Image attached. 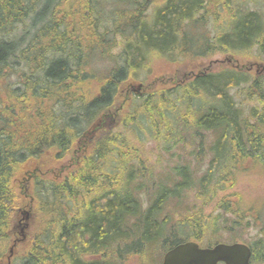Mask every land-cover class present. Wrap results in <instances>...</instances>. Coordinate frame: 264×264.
<instances>
[{
	"label": "trees",
	"instance_id": "16d2710c",
	"mask_svg": "<svg viewBox=\"0 0 264 264\" xmlns=\"http://www.w3.org/2000/svg\"><path fill=\"white\" fill-rule=\"evenodd\" d=\"M85 1L71 6V0H0V76L5 71L24 74L17 99L9 95L13 106L0 112L4 122L11 119L6 129H0V240H14L12 220L20 217L18 208L26 204L14 184L20 163L27 160L45 174L56 169L60 174L80 150L74 158L78 167L63 180L34 181L38 195L31 213L36 221L41 219L40 225L37 232L28 233L30 241L16 243L10 264H126L133 242L146 243L149 251L164 240V249L193 237L209 244L221 240L213 238L218 229L229 227L239 229L231 232L230 240L249 243L253 263L264 264V209L241 210V195L236 201L219 198L217 206L223 211L212 215L204 216L201 207L196 208L198 200L205 205L219 191L232 188L234 169H246V161L264 171V75L208 71L172 86L175 70L156 74L147 89L128 99L117 118L114 115L116 128L98 127L93 132L99 116L120 108L127 98L121 99L125 84L148 69L149 59L165 58L197 69L217 51L256 56L257 50L264 55V13L253 9L259 0H108L112 8L118 4L123 8L106 18ZM115 47L120 48L117 54L112 53ZM97 57L109 58L115 66L105 74L95 71L91 62ZM244 102L250 103V112ZM56 104L68 111L58 116ZM47 117L52 131L46 129L44 136L19 133L23 119ZM121 125L123 131L118 130ZM139 126L163 141L167 151L180 146L185 132L191 140L202 141L205 130L214 131L208 169L199 175L201 160L196 170L191 159L177 163L170 172L173 181L164 178L153 196L150 188L157 175L148 171L141 147L127 139L126 133ZM116 162L119 167L111 168ZM45 185L56 189L44 191ZM189 191H195L194 200L183 206ZM41 192L48 195L40 198ZM141 192L149 199L146 208ZM229 214L236 216L231 225ZM258 222L263 229L246 236ZM89 253L97 257L85 259ZM8 254L4 246L0 264H9ZM132 254L143 264L158 263L144 249Z\"/></svg>",
	"mask_w": 264,
	"mask_h": 264
},
{
	"label": "rangeland",
	"instance_id": "374dc122",
	"mask_svg": "<svg viewBox=\"0 0 264 264\" xmlns=\"http://www.w3.org/2000/svg\"><path fill=\"white\" fill-rule=\"evenodd\" d=\"M76 0H71V6L72 4L75 2ZM110 3L107 0V4ZM84 4H88L90 5V7H95V9H100L105 13V17L107 16V13L109 14H114V12L117 10V12H119V10H122L123 7H121L119 4L118 6H116L115 8H112L113 5H106L105 0H100L98 3H92L91 0L85 1ZM95 4V5H94ZM70 6V8H71ZM65 9H68V5L65 6ZM253 9L258 10L259 12L264 13V0H259L256 4L253 5ZM152 10V9H151ZM226 17L228 18L229 15L226 14ZM118 20H120V15ZM20 31V29L18 30ZM16 35V33H15ZM10 37L13 36V34L9 35ZM198 38H200L198 36ZM253 46V45H252ZM251 46V47H252ZM257 46V45H256ZM250 48V47H248ZM119 47H115L112 50V53L117 54L119 51ZM53 53H56L55 51H53ZM96 54H100V50L97 48ZM224 54H213L211 56V59H223ZM255 55L257 57H261L262 59H259L260 61H264V55H260L259 52L256 50ZM260 55V56H259ZM89 60V59H87ZM188 59H185V63H187ZM88 64V63H87ZM86 64V65H87ZM147 67L148 69L144 68L143 70H141L138 74V76H136V79L134 78H129L130 80H136V81H150V79L153 77V75L157 74V77L160 75L159 73L161 72H169L171 70H174L178 67H180L181 65H178L179 63H170L167 60L160 58V59H149L147 62ZM46 66L45 60H43L42 62V67ZM91 66L94 67L95 71H101L102 74H105L107 71H109L111 69V67L113 68L115 66V63L113 61H111L109 58H92V62H91ZM20 75H24V74H17L15 72H3V75L0 76V112L2 110H4L6 107L8 106H13L14 100L12 99V97L17 99V92H16V88L18 85H20L21 83V76ZM56 86V84L52 85ZM10 90H12V92H10ZM22 90L19 92L21 93ZM12 93V94H11ZM11 94L12 97H9V95ZM17 96V97H16ZM9 97V98H8ZM4 98H8V99H4ZM20 98V97H19ZM54 104V100L52 99V104ZM250 107V103L244 102L243 103V108L250 112L252 109L249 108ZM55 109L57 111V114L59 116V114H63L65 111H68V107H64L62 104H56L55 105ZM68 115V114H67ZM4 118L5 115L0 113V129L2 127V129H6L7 125L5 123H9L11 122V119H8L7 122H4ZM3 119V121H2ZM50 120L51 117H47L42 121H39L37 119H35L34 121H29V119H23L22 120V126L19 128V133H29L31 136L33 137H38V136H44V133H47L46 129L49 131H52V128L49 126L50 124ZM83 124V123H82ZM143 127L139 126V128L137 129V131H134L133 133H129V131L126 133L127 135V139L133 143H135L138 147H141V158L145 161L146 163V167L148 168V171L151 172L153 175H157V182L154 183L152 185V187L150 188V193L155 196L156 193L154 192L158 183H165V180L167 182H172L173 178L171 179L170 176H172V174L170 172H174L173 167L175 165H177V163H186L187 160L191 159V165L192 168L196 170L197 168V161L201 160L202 161V165L200 167V170L198 172L199 175L204 174L205 169H208L209 167V160L211 159V157L213 156L214 153L209 152V144L212 143L214 140L213 138H208L207 140H205V149H203V154L201 158H197L196 157V153H199L200 148L198 147L200 140H196V141H192L190 139V134L189 132H185V140L183 142H181L178 147L172 148L171 150H164V148L162 147L163 141H158L156 139H154V137L152 136L151 133H149L148 131H144L142 132ZM119 131H123L124 127L123 125L118 127ZM208 134V132H205ZM79 134H84V131L79 133ZM80 139V138H79ZM19 141H21V138L18 137L17 138V143L19 144ZM168 143L173 142L172 139H167ZM207 149V150H206ZM194 151V155L195 157L191 156V152ZM208 151V152H207ZM80 154V150L77 151L76 153L73 154L74 158H76L77 156H79ZM68 156V155H67ZM29 161L24 160L20 163V167L23 168H27ZM246 169H240L237 170L236 168L234 169V177H236V181L235 184L232 188L230 189H225V190H221L218 192V196L211 201L210 203H206L205 205L202 204V202L200 200L197 201L198 203V207H201V211L203 212L204 216H208V215H212L213 213H217L219 211H223L220 209L219 206H217V202L219 200V198L221 197H227L232 201H236L237 200V196L236 195H241L243 197V201H242V207L241 210H246V211H250L251 209L253 210L254 208L258 209H264V171L261 170L260 167H253L252 162L251 161H246L245 163ZM116 167L118 168V163H114V165H111V168ZM152 170V171H151ZM21 172V171H20ZM19 172V173H20ZM175 174V173H174ZM135 176V172L132 173V177ZM173 177V176H172ZM165 178V180H164ZM174 187V186H172ZM158 188V187H157ZM54 189H56V186L54 187L53 185H45L44 186V191L45 190H49L51 192L54 191ZM16 190L17 192L20 194V188L19 186H16ZM46 193V194H45ZM41 192L40 193V198H43L44 196L48 195L47 192ZM194 194L195 191H189L188 195L189 198L184 201V205L185 206L187 203L191 202L194 200ZM234 195V196H232ZM49 197V196H48ZM141 199H142V205L144 208L147 207L149 199L147 198V195L142 193L140 195ZM187 210H182V212L184 213ZM229 218L228 222L229 225L233 224V222L236 220V216H233L231 214L228 215ZM176 218V216H175ZM40 221L38 218V222L34 220L33 225L30 229V232H37L38 228L40 225ZM261 223H258L257 226L254 227H250L247 230V234H245L246 236H250L251 234L255 236V233L257 231H261L263 229V226L260 225ZM126 228L128 227V229L131 230V227L126 223ZM44 227V225H43ZM176 227V226H175ZM122 230H125L123 225H122ZM167 230V229H166ZM233 231H239L238 228H230L228 230H219L216 234H214L213 238L215 239H221L225 242H229L227 240V237L231 236V232ZM34 232V233H35ZM213 232L207 234L205 236L204 241L208 242L210 239V235ZM136 236H134L135 238ZM34 238V236H33ZM31 238V239H33ZM170 239V238H168ZM30 241V239H28ZM215 240H213L212 242H214ZM11 245V240L8 241H4V240H0V250H2L5 246V250L8 251L9 246ZM166 245L165 240L160 242L159 245L154 246L153 250L158 248L157 250H160L161 248H164ZM140 249H144L146 251V253H150L151 251H149V249L147 250L146 248V243H143L141 241H137V242H133L132 243V247H130L128 249L127 255L129 258L130 254H132L133 252H135V250H140ZM152 250V251H153ZM92 253H89L85 256V259L90 260V258H88ZM94 254V253H93ZM135 255V254H134ZM136 257V256H135ZM21 262L18 261L17 264H20ZM134 263V259H129L128 262L126 264H132ZM221 264V263H219Z\"/></svg>",
	"mask_w": 264,
	"mask_h": 264
},
{
	"label": "water",
	"instance_id": "95a60500",
	"mask_svg": "<svg viewBox=\"0 0 264 264\" xmlns=\"http://www.w3.org/2000/svg\"><path fill=\"white\" fill-rule=\"evenodd\" d=\"M141 87L142 85L139 89ZM251 255L250 247L244 243H219L213 247L201 248L198 243L191 241L169 250L162 264H251Z\"/></svg>",
	"mask_w": 264,
	"mask_h": 264
},
{
	"label": "flooded vegetation",
	"instance_id": "af4514ba",
	"mask_svg": "<svg viewBox=\"0 0 264 264\" xmlns=\"http://www.w3.org/2000/svg\"><path fill=\"white\" fill-rule=\"evenodd\" d=\"M183 80H184V74L181 73V75L178 76V81H183Z\"/></svg>",
	"mask_w": 264,
	"mask_h": 264
},
{
	"label": "bare ground",
	"instance_id": "6f19581e",
	"mask_svg": "<svg viewBox=\"0 0 264 264\" xmlns=\"http://www.w3.org/2000/svg\"><path fill=\"white\" fill-rule=\"evenodd\" d=\"M8 263L10 264V258L8 259Z\"/></svg>",
	"mask_w": 264,
	"mask_h": 264
}]
</instances>
